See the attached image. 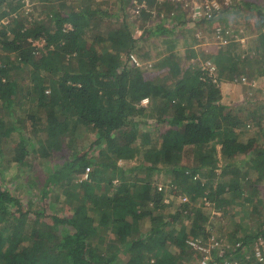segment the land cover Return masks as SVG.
<instances>
[{
    "label": "trees",
    "instance_id": "16d2710c",
    "mask_svg": "<svg viewBox=\"0 0 264 264\" xmlns=\"http://www.w3.org/2000/svg\"><path fill=\"white\" fill-rule=\"evenodd\" d=\"M26 1L0 0V264H196L188 242L212 237L209 264H264V118L220 91L264 77V0L202 22L182 2ZM202 28L229 42L197 49Z\"/></svg>",
    "mask_w": 264,
    "mask_h": 264
},
{
    "label": "rangeland",
    "instance_id": "374dc122",
    "mask_svg": "<svg viewBox=\"0 0 264 264\" xmlns=\"http://www.w3.org/2000/svg\"><path fill=\"white\" fill-rule=\"evenodd\" d=\"M160 2H174L175 4H180L182 5V7L184 8L183 10L185 11V8L188 9L189 7V18L192 19L191 17V14L190 12H192V0H159ZM32 2L30 0H27L26 1V9H27V12L31 11V6H32ZM107 5V4H106ZM107 7L111 8V5H107ZM146 2L144 0V3H141L139 8H138V13L141 12V10H144L146 9ZM188 11V10H187ZM187 13V12H186ZM222 15V14H221ZM35 16L37 17V13H35ZM220 17L217 16L215 17L213 20H209V21H214L216 19H218ZM243 18H241V24H244L245 21L242 20ZM31 20V19H30ZM193 20V19H192ZM204 21V20H202ZM202 21H199V22H202ZM251 24L253 25V27L255 28V20L254 19H251ZM195 26V25H194ZM105 27V25L103 26ZM99 29H103V28H99ZM205 28H202V29H198V33H197V37L199 38V40L202 42L201 44H198L196 46L197 49H204L205 51H208L209 48L210 50H214V49H211L213 48L212 46H218L219 49L222 48V47H225L226 44L229 42L228 39L225 40V33H224V30H223V35H222V38L220 39H212V37H214L213 34H207L204 30ZM105 30V28H104ZM141 33L140 29H138L136 31V34L139 35ZM256 35H253L251 34L248 38H243V39H239L240 40V43L242 45H248L250 44V40L252 38H254ZM159 43V47L162 45L161 42H158ZM35 46H38L39 48H42L44 46V43L43 42H36L35 43ZM213 52H216V50H214ZM180 53H181V57L183 58V63H182V66L185 67L188 63H195V60H191L190 62H188L186 60L187 58V53L185 52V48H181L180 50ZM136 58V57H135ZM137 59V58H136ZM140 63V66H142V62L137 59ZM154 61V60H153ZM153 61H149L147 62L149 65H152ZM137 65V64H136ZM207 66V64H206ZM250 84V83H249ZM249 84H248V80L245 79V81L241 82V83H231V82H223L222 84H220V91L222 93V102L225 104V105H228V106H232L233 109L237 108V107H241V108H244L246 110H258L259 111V114H262L263 118H264V77L262 78H259L258 80L255 79L254 83L252 84L251 87H249ZM261 91V92H259ZM145 100H148V99H145ZM142 106L144 107H147L149 105V100L146 101V102H142L141 103ZM254 132V131H253ZM253 132L251 133L250 136L254 137L255 134H253ZM221 171L219 170L218 171V174H220ZM163 175V174H162ZM34 176V175H33ZM162 178V181L158 184L160 187H163L164 190L166 191H169L170 189H172L169 193L166 195V198H165V203L167 204H176V205H180V204H183L185 202H188L189 201V197L188 196H185L183 194L181 195H176L173 193L174 189H176L174 186L170 185H164V178ZM11 178H8L7 177V180H10ZM16 181H20V180H16ZM17 182L14 183V185H16ZM35 193V191H34ZM19 195V194H18ZM20 196V195H19ZM26 193H22V196H20L21 198H24L26 197ZM32 199H33V195L31 196ZM187 199V200H186ZM34 202H37L34 198ZM202 201H200V204H201ZM205 206L206 207H210V202L209 201H205ZM211 212V211H210ZM213 212V211H212ZM214 238V240H216L218 243H219V248H220V251H221V254L225 251V247H226V244L225 242H221L217 239V237H212ZM213 240V239H212ZM207 244H209V246L213 247V244L212 242H208ZM258 246H255V251L257 249ZM261 248V247H260ZM213 251V249H212ZM198 258V257H197ZM203 259L200 258L199 260L196 261V264H201V260ZM209 261H211V258L208 257ZM212 260H214V257L212 256ZM213 264H218L217 262H213ZM221 264V263H220ZM225 264V262L223 263Z\"/></svg>",
    "mask_w": 264,
    "mask_h": 264
},
{
    "label": "built area",
    "instance_id": "2783aa9c",
    "mask_svg": "<svg viewBox=\"0 0 264 264\" xmlns=\"http://www.w3.org/2000/svg\"><path fill=\"white\" fill-rule=\"evenodd\" d=\"M234 1H241V0H192V12H190L191 17L194 22H199L202 20H213L215 17L221 15L225 9L230 8L231 4ZM189 8V7H188ZM223 30L222 28H217L214 32V38L220 39L222 38ZM226 40V39H225ZM132 61L140 66L139 61L135 58V56H131ZM208 69L210 71V74L213 75L215 73V67L208 62L207 63ZM215 75V74H214ZM144 102L148 100H143ZM88 178V174L84 176V179ZM160 191H163V187L159 188ZM187 200V199H186ZM213 244V247L209 246V244L202 245L198 242L190 241L188 244L196 251L204 254L203 259L201 260V264H209L211 261H209L208 257L212 260V249L219 246V243L216 240L211 241ZM262 243L257 244L256 246V257L259 259L260 262H264V249L262 250ZM261 247V248H260ZM225 264H229V262H225Z\"/></svg>",
    "mask_w": 264,
    "mask_h": 264
},
{
    "label": "clouds",
    "instance_id": "9594fccd",
    "mask_svg": "<svg viewBox=\"0 0 264 264\" xmlns=\"http://www.w3.org/2000/svg\"><path fill=\"white\" fill-rule=\"evenodd\" d=\"M159 188H160V186H159ZM163 190H164V188H163Z\"/></svg>",
    "mask_w": 264,
    "mask_h": 264
},
{
    "label": "crops",
    "instance_id": "0c3cea01",
    "mask_svg": "<svg viewBox=\"0 0 264 264\" xmlns=\"http://www.w3.org/2000/svg\"><path fill=\"white\" fill-rule=\"evenodd\" d=\"M214 35V34H213Z\"/></svg>",
    "mask_w": 264,
    "mask_h": 264
}]
</instances>
